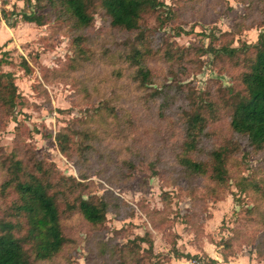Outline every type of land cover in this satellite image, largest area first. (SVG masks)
Wrapping results in <instances>:
<instances>
[{"label": "rangeland", "instance_id": "rangeland-1", "mask_svg": "<svg viewBox=\"0 0 264 264\" xmlns=\"http://www.w3.org/2000/svg\"><path fill=\"white\" fill-rule=\"evenodd\" d=\"M158 1L131 33L113 28L99 2L80 29L58 3L0 0V75L16 89L14 107L0 110V217L14 198L1 193L13 157L71 180V202L106 205L104 222L90 225L65 209L67 190L58 201L66 243L35 264H264V150L229 124L244 67L211 51L254 44L264 10L251 8L264 0ZM35 12L41 25L23 20ZM135 50L151 71L143 88ZM193 110L207 123L191 158L210 165L223 149L222 184L179 164Z\"/></svg>", "mask_w": 264, "mask_h": 264}, {"label": "trees", "instance_id": "trees-1", "mask_svg": "<svg viewBox=\"0 0 264 264\" xmlns=\"http://www.w3.org/2000/svg\"><path fill=\"white\" fill-rule=\"evenodd\" d=\"M38 1V7L40 0ZM63 9L58 15L67 14L73 24L80 29L88 28L92 23V11L99 2L110 19L113 28L134 33L140 29L144 15L163 7L158 0H49ZM255 4H252V6ZM37 8V7H36ZM263 12L264 2H258L251 10ZM246 20V16H241ZM27 23L41 25L42 16L36 12L24 16ZM264 21V20H263ZM244 24H242L243 26ZM249 26L243 28L248 30ZM254 44H242L239 47L229 45L212 48V54L225 57L231 61L242 60L244 71L240 75L242 90L233 97L230 111V127L233 132L245 137L255 150H264V22ZM139 44V43H138ZM130 57L134 61L135 79L140 88L151 83V71L145 65L138 50ZM26 73L29 67L22 63ZM16 89L12 75H0V110L10 111L15 105ZM206 118L202 111L193 110L184 116V133L181 143L179 164L185 173L192 176H209L216 183L225 182L224 150L211 153V164L191 158L199 152L201 138L205 135ZM65 134H58L60 150L65 153L63 142ZM71 180L54 179L50 165L33 158L31 166L17 157L6 163L5 180L1 193L5 198L14 194L0 217V264H35L51 261L60 254L66 237L60 222L59 197L68 198L63 202L65 209L77 211L82 219L90 225H101L105 220L106 205L94 203L78 196L71 202L69 196L74 187ZM69 186V187H68ZM264 200V190L261 191ZM177 258V255L175 256ZM181 258L189 259V255Z\"/></svg>", "mask_w": 264, "mask_h": 264}, {"label": "built area", "instance_id": "built-area-1", "mask_svg": "<svg viewBox=\"0 0 264 264\" xmlns=\"http://www.w3.org/2000/svg\"><path fill=\"white\" fill-rule=\"evenodd\" d=\"M14 1H16V2H18V3H24L25 2V0H14ZM1 12V11H0Z\"/></svg>", "mask_w": 264, "mask_h": 264}, {"label": "crops", "instance_id": "crops-1", "mask_svg": "<svg viewBox=\"0 0 264 264\" xmlns=\"http://www.w3.org/2000/svg\"><path fill=\"white\" fill-rule=\"evenodd\" d=\"M231 264H237L236 261L235 262H230Z\"/></svg>", "mask_w": 264, "mask_h": 264}]
</instances>
